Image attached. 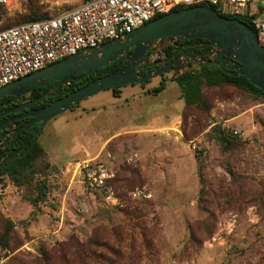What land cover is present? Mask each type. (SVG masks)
<instances>
[{"label": "rangeland", "instance_id": "374dc122", "mask_svg": "<svg viewBox=\"0 0 264 264\" xmlns=\"http://www.w3.org/2000/svg\"><path fill=\"white\" fill-rule=\"evenodd\" d=\"M81 2L7 0L0 22L18 24L30 5L50 17ZM169 42H154L150 60ZM128 89L49 120L23 184L2 176L7 264H264V99L206 87L205 111L184 107L174 81L157 96ZM218 122L235 138L226 152L211 134ZM83 160L113 174V197L84 184Z\"/></svg>", "mask_w": 264, "mask_h": 264}, {"label": "water", "instance_id": "95a60500", "mask_svg": "<svg viewBox=\"0 0 264 264\" xmlns=\"http://www.w3.org/2000/svg\"><path fill=\"white\" fill-rule=\"evenodd\" d=\"M169 37H183L186 40L204 39L203 44L216 49L207 53L211 60H203L197 55L182 56L180 54L175 59L160 65L158 64L162 62L161 60L139 66L145 52L155 41ZM181 48L182 46L179 49ZM190 50L187 49L185 52ZM129 52L127 59L115 71L89 81L40 109L29 110L19 116L11 117L3 123L8 124L26 116L31 117L30 120L13 131L0 136L2 138L7 135L10 146H12L15 137L37 123L39 126L25 149H12L0 162V171L14 157L26 153L38 141L40 133L49 120L70 107L97 92L130 83L142 84L188 62L214 64L227 74L246 77L252 85L264 92V47L259 43L255 30L246 22L223 16L210 6L197 5L167 12L116 39L104 42L92 49L79 51L6 84L0 87V99L8 95L16 98L35 88L53 83L38 99L21 104L7 112L11 113L27 108L50 96L64 82L81 81L91 72L112 64ZM149 66L154 67L144 75L137 74Z\"/></svg>", "mask_w": 264, "mask_h": 264}, {"label": "built area", "instance_id": "2783aa9c", "mask_svg": "<svg viewBox=\"0 0 264 264\" xmlns=\"http://www.w3.org/2000/svg\"><path fill=\"white\" fill-rule=\"evenodd\" d=\"M6 3L7 0H0L1 7ZM197 5L246 17L264 47V18H260L264 0H82L55 16L0 28V87L79 51L116 39L174 7ZM76 170L86 186L105 188L108 198L113 197L108 185L113 174L104 164L83 160ZM6 253L0 246V264H7Z\"/></svg>", "mask_w": 264, "mask_h": 264}, {"label": "trees", "instance_id": "16d2710c", "mask_svg": "<svg viewBox=\"0 0 264 264\" xmlns=\"http://www.w3.org/2000/svg\"><path fill=\"white\" fill-rule=\"evenodd\" d=\"M183 8H185V6H177V7H174L171 11L181 10ZM2 9L3 7L0 6V20H1ZM214 9L217 10V12L223 16H226L229 18H237L239 20H242L243 22H246L247 25L253 28V25L244 16H237V15H232V14L221 13L220 10L217 9L216 7H214ZM27 11H28V15L24 16L25 18H23L21 21L17 23L43 19L47 17L46 15L36 10V8L32 7L31 5L28 6ZM161 15L163 14L158 15V17ZM158 17L156 16L155 18H158ZM2 26H6V25H2L0 22V28H4ZM183 39H184L183 37H169V38L157 40V41H166V40L170 41L169 43L162 46L163 57L171 55L172 52L177 49L179 42ZM193 40L201 41L204 39L197 38ZM151 50L152 49L149 48V50L145 52L144 56L142 57L139 63L140 65L144 63L148 64L149 62L153 61V60L152 61L150 60V55L152 53ZM208 50H209V47H205L203 49H200L197 47L195 48L193 52L199 54V57L203 60H211V58L206 53ZM129 54L130 52L127 53L126 55H123L122 57L117 59L112 64H109L103 68H99L91 72L81 82H73V81L64 82L55 91L54 93L55 97L62 96L66 92L72 91L73 88H78L80 86H83L93 79H96L100 76H103L105 74L115 71L122 65L123 61L128 57ZM157 59L158 58H156L155 60ZM145 71L146 70L141 71L140 75H144ZM167 73H164L158 76L160 78L158 85L154 86L153 88H150L148 90V93L156 95L165 88L166 82L168 81V79L165 78ZM170 81L176 82L179 88V91H180L181 99L183 100V103H184V107H190V106L198 107V108L200 107L201 109H204L205 111H207V107L204 103V92L206 90V87L213 88V87H219L222 85H228L237 90H240L241 92L247 95L253 96L255 98L264 99V92L260 90L258 87L252 85L246 77L240 76V75L233 76V75L227 74L226 72L221 71L219 67L211 63L192 61V62H188L187 64H183L180 67L172 71V76L170 77ZM149 82L150 81H147L140 85H145ZM130 84L135 85V83H130ZM66 87L68 88L66 89ZM121 87L122 86L109 88L106 90L111 91L112 95L115 98H118L120 97ZM74 106L70 108H73ZM36 128H37V125L21 133L18 137H15L14 143H13L14 148L18 150L25 149L30 144L34 136V131L36 130ZM211 134H212V137L215 139V141H217L218 144L220 145L222 152L229 151L230 147H232L233 145L236 146L235 138L231 136V134H228L227 132L222 130V128H220L219 122L215 123ZM42 152H43V149L41 145L39 144L38 141H36V143L26 153L17 155L10 162H8L7 165H5L2 168V170L0 171V179L2 178V176H5L9 182L23 184V181L21 180L23 179V174L28 169H30L34 161L41 155ZM9 153L10 151L7 149V147L5 149L0 150V162ZM199 175L201 179V170H200ZM110 181H108V185ZM37 190H38V195L36 196V198L33 199L34 201L41 199L42 196L44 195V192L41 190L39 183L37 184ZM10 229H11V222L8 223L6 231L1 233V236H0V242L3 244V240H4V245H5L6 238L8 237Z\"/></svg>", "mask_w": 264, "mask_h": 264}, {"label": "flooded vegetation", "instance_id": "af4514ba", "mask_svg": "<svg viewBox=\"0 0 264 264\" xmlns=\"http://www.w3.org/2000/svg\"><path fill=\"white\" fill-rule=\"evenodd\" d=\"M197 39V38H195ZM193 39H183L179 42V45L177 47L176 50H174L172 52L171 55L169 56H164L162 57L161 59H157V60H153V61H159L161 60L162 62L159 63L158 65L160 64H163V63H166V62H169L173 59H175L176 57H178L180 54H182V56H187V55H197L199 56V54L197 53H194L193 51L195 50V48H200V49H203L205 47H209V50L206 52L208 53L209 51H212V50H215L216 48L213 47V46H210V45H205L203 44V42H205V40H201V41H191ZM180 46H182L181 49ZM187 49H191L189 52H185L187 51ZM211 58V57H210ZM127 59V58H126ZM146 64H139V66H145ZM154 66H149L141 71H145V73L147 71H149L150 69H152ZM137 72V74H140V72ZM77 76H80V75H77ZM82 81V80H81ZM81 81H77V82H81ZM53 85V83H49L48 85L46 86H41V87H38V88H35L23 95H20L19 97H14L12 95H8V96H5L4 98L0 99V136L3 135V134H8V132L10 131H13L14 129H16L18 126H21L22 124H24L26 121L30 120L31 117L30 116H26V117H23L22 119H19V120H15L11 123H8V124H3L5 123L7 120H9L11 117H16V116H19L29 110H36V109H40L44 106H46L47 104H49L50 102L54 101L55 99L59 98V97H62V96H59V97H55L54 93L55 91L61 86H59L56 90H54L50 96H47L45 97L44 99H42L41 101H39L38 103H34L33 105L27 107V108H24V109H21V110H18V111H14V112H11V113H8L7 110H11L12 108H16L18 106H20L21 104H25L27 102H30L34 99H38V97L40 95H42L44 92H46L51 86ZM68 87H66L67 89ZM76 89V88H73V90ZM7 112V113H5ZM37 125V128L39 126V123L33 125L32 127L36 126ZM30 127V128H32ZM29 128V129H30ZM36 128V130H37ZM35 130V131H36ZM34 131V133H35ZM8 136L5 135L4 137L0 138V150L2 149H5L7 147V149L9 151H11L12 149H15L14 146H13V143H14V140H13V143H12V146H10V140L8 139ZM15 139V138H14Z\"/></svg>", "mask_w": 264, "mask_h": 264}, {"label": "crops", "instance_id": "0c3cea01", "mask_svg": "<svg viewBox=\"0 0 264 264\" xmlns=\"http://www.w3.org/2000/svg\"><path fill=\"white\" fill-rule=\"evenodd\" d=\"M264 7H262V9H263ZM263 12H264V10H263ZM155 79V78H154ZM151 81V80H150ZM168 82H173V81H170V80H168L167 82H166V86H167V83ZM155 83V84H154ZM159 83V82H158ZM156 85H158L157 84V82H149V83H147V85L145 84V85H140V84H135V85H131V84H127V85H124V86H122L121 87V89H122V91L120 92V97H122L123 96V89H127V88H129L127 91H128V93H130V94H133V95H135V94H142V95H149L150 93H148V90L150 89V88H153L154 86H156ZM165 86V87H166ZM165 89V88H164ZM163 89V90H164ZM162 90V91H163ZM161 91V92H162ZM161 92H159L158 94H160ZM121 94H122V96H121ZM158 94H156V95H152V96H157ZM107 95V94H106ZM112 97H114V96H112ZM120 97H118V98H120ZM115 98V97H114ZM126 98V97H125ZM124 98V99H125ZM45 127V126H44ZM44 129V128H43ZM43 131V130H42ZM41 134V133H40Z\"/></svg>", "mask_w": 264, "mask_h": 264}]
</instances>
